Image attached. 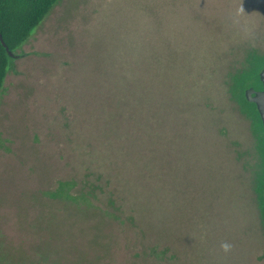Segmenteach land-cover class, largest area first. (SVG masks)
I'll use <instances>...</instances> for the list:
<instances>
[{
	"label": "rangeland",
	"instance_id": "obj_1",
	"mask_svg": "<svg viewBox=\"0 0 264 264\" xmlns=\"http://www.w3.org/2000/svg\"><path fill=\"white\" fill-rule=\"evenodd\" d=\"M251 52L264 0H58L0 90V264H264Z\"/></svg>",
	"mask_w": 264,
	"mask_h": 264
},
{
	"label": "trees",
	"instance_id": "obj_2",
	"mask_svg": "<svg viewBox=\"0 0 264 264\" xmlns=\"http://www.w3.org/2000/svg\"><path fill=\"white\" fill-rule=\"evenodd\" d=\"M57 1L0 0V37L7 49L16 57L22 56L21 54H17L16 51L25 43L34 28L44 19ZM7 60L8 57L0 45V90L8 69L9 63ZM263 66L264 54L251 52L245 55L240 68L230 76L227 90L231 99L238 103L240 109L249 118L252 134L256 139V157L252 168L251 180L254 184L258 201L261 204V213L264 218V199L261 194L264 182L263 132L254 105L245 99L246 91L260 89L257 75ZM82 184H85V187L80 188L74 195H68L62 189L64 187L67 189L72 184L69 181L59 182L54 192L50 193V196H64L73 202V204L88 203L90 198H93L92 192L96 188L90 185L87 180H83ZM107 201L113 202L111 198H108Z\"/></svg>",
	"mask_w": 264,
	"mask_h": 264
},
{
	"label": "water",
	"instance_id": "obj_3",
	"mask_svg": "<svg viewBox=\"0 0 264 264\" xmlns=\"http://www.w3.org/2000/svg\"><path fill=\"white\" fill-rule=\"evenodd\" d=\"M0 45L2 46L8 58L16 57L10 50L7 49L5 44L2 42L1 37H0ZM257 76L260 83V89L246 91L245 99L246 101L252 103L255 107L263 132V150H264V66L259 70ZM261 194L264 199V182L262 185Z\"/></svg>",
	"mask_w": 264,
	"mask_h": 264
},
{
	"label": "clouds",
	"instance_id": "obj_4",
	"mask_svg": "<svg viewBox=\"0 0 264 264\" xmlns=\"http://www.w3.org/2000/svg\"><path fill=\"white\" fill-rule=\"evenodd\" d=\"M242 12H243V9L241 8V9H239L238 11H237V13L235 14V17L233 18V23L234 24H239L240 23V20H239V17H240V15L242 14ZM231 248H232V245H230L229 243H222L221 244V249L225 252V253H227V252H229L230 250H231Z\"/></svg>",
	"mask_w": 264,
	"mask_h": 264
}]
</instances>
